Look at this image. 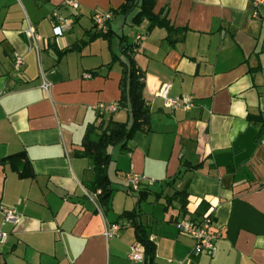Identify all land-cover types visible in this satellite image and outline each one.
I'll list each match as a JSON object with an SVG mask.
<instances>
[{
    "label": "crops",
    "instance_id": "0c3cea01",
    "mask_svg": "<svg viewBox=\"0 0 264 264\" xmlns=\"http://www.w3.org/2000/svg\"><path fill=\"white\" fill-rule=\"evenodd\" d=\"M122 1L77 0L73 11L62 0H0V230L7 233L0 264H144L128 258L139 241L125 210L148 232L155 264H264V6L254 15L253 0H156L153 11L184 28L171 44L163 28L112 14ZM54 8L72 20L60 36L47 18ZM93 12L112 14L109 38L89 39ZM26 20L39 35L38 53L28 47ZM120 35L129 43L142 37L133 59L149 130L111 150L104 210L87 188L91 162L75 152L88 125L128 120L121 108L96 110L120 97L121 66L110 63L122 57ZM14 54L23 59L18 72ZM163 84L168 97L191 95L194 106L169 110L156 95ZM19 152L33 176L1 161ZM128 172L141 177L136 191L126 188ZM5 208L14 223H2ZM205 215L219 234L214 256L196 254L174 225ZM114 222L120 229L105 237Z\"/></svg>",
    "mask_w": 264,
    "mask_h": 264
},
{
    "label": "trees",
    "instance_id": "16d2710c",
    "mask_svg": "<svg viewBox=\"0 0 264 264\" xmlns=\"http://www.w3.org/2000/svg\"><path fill=\"white\" fill-rule=\"evenodd\" d=\"M156 0H123L122 3L112 11V14H120L122 16L131 15L130 21L133 25H139L142 21L148 22V29L155 26L163 28L166 31L165 39L169 43L179 41L173 36L184 31V28L173 27L164 13H155L153 7ZM111 14V15H112ZM110 21V20H109ZM107 21V30L105 32H93L89 34V39L95 37L109 38L111 29ZM119 41L122 44V57L112 56L111 62H119L121 66V76L119 80L120 97L117 102L118 108L124 109L128 114L126 121H114L110 118L104 125L90 124L87 126L82 141L81 149H78L75 154L79 157L88 158L91 162L93 178L87 185L90 192L96 193V201L100 208L106 209L109 204L112 189L110 180L107 174V167L112 160L111 149L118 147L119 149L126 148L127 141L137 132H147L149 130V109L143 98V74L136 65L133 59V53L137 48V44L126 41L125 35L119 36ZM85 42H82L83 45ZM124 43V44H123ZM110 64H108L109 66ZM259 117L253 118L255 121ZM251 120V116L248 115ZM2 162H8L10 166L16 170L20 177L33 176L29 161L21 152L9 155L1 159ZM175 197L179 200L181 208L185 207L187 193L184 190L176 191ZM143 195L139 194V199ZM123 217L132 219V226L136 239L144 247V264L154 263V244L150 241L148 232L135 219L136 213L134 210H125L121 213ZM5 264V263H1Z\"/></svg>",
    "mask_w": 264,
    "mask_h": 264
},
{
    "label": "built area",
    "instance_id": "2783aa9c",
    "mask_svg": "<svg viewBox=\"0 0 264 264\" xmlns=\"http://www.w3.org/2000/svg\"><path fill=\"white\" fill-rule=\"evenodd\" d=\"M252 5L254 7L253 14L257 15L256 8L259 6H264V0H253ZM62 6L69 8L73 11L78 9L77 0H62ZM112 15L110 12H93L92 20L94 27L97 31L105 32L107 30V21L111 19ZM48 20L52 27V33L54 36L62 35L71 25L72 20L69 17L63 16L59 13L57 8H54L48 15ZM24 36L27 40L28 47L34 48L35 51L39 52L38 39L39 35L32 23L26 20V25L23 30ZM141 36L137 35L133 39L134 44H138L141 40ZM23 59L20 55H13V70L18 72L22 69ZM89 77V75H86ZM41 88L44 90L49 89V82L42 79ZM168 84H163L156 95L163 98L165 101V106L171 110H189L194 106V98L191 95H179L168 97ZM118 108L117 103H102L99 102L96 105V110L100 114L112 113ZM126 188L128 191H136L139 189L141 177L134 173L128 172L125 175ZM92 193L94 198V204L97 209L99 206L96 201V193ZM3 221L2 223H14L16 218L13 211L10 208L2 209ZM175 227L179 233L190 237L194 241L193 251L198 254L200 252L205 253L208 256H214L216 253V241L219 234L212 229V219L209 215L202 216L199 219L190 218H180L175 221ZM121 225L119 223H109L106 224L104 228V236L110 238L115 236ZM7 239V233L0 230V244L4 243ZM128 258L132 261H142L144 258V250L139 242H135L130 245V251L128 253Z\"/></svg>",
    "mask_w": 264,
    "mask_h": 264
},
{
    "label": "rangeland",
    "instance_id": "374dc122",
    "mask_svg": "<svg viewBox=\"0 0 264 264\" xmlns=\"http://www.w3.org/2000/svg\"><path fill=\"white\" fill-rule=\"evenodd\" d=\"M114 148H112L111 150H113ZM118 196H120L119 194H117V198H119ZM119 200V202H122V200L121 199H118Z\"/></svg>",
    "mask_w": 264,
    "mask_h": 264
}]
</instances>
